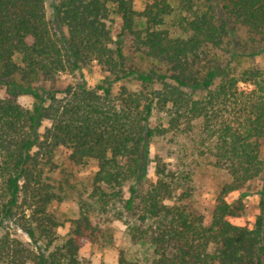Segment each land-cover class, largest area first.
Masks as SVG:
<instances>
[{
  "label": "trees",
  "instance_id": "16d2710c",
  "mask_svg": "<svg viewBox=\"0 0 264 264\" xmlns=\"http://www.w3.org/2000/svg\"><path fill=\"white\" fill-rule=\"evenodd\" d=\"M55 1L0 0V264H91L80 254L98 235L91 217L71 220L60 236L64 225L50 209L61 200L48 175L60 149L75 166L94 165L97 202H122L136 216L151 264H264V216L252 227L234 224L243 205L229 201L264 181V74L216 59L218 51L231 52L228 39L239 43V26L249 41L264 40V0H185L181 34L166 27L173 12L166 0H63L51 6L49 20L46 6ZM112 12L117 40L107 25ZM125 36L165 69L128 66ZM94 61L108 74L105 84L60 92L32 84L52 86L60 74ZM129 79L140 88L113 91V83ZM23 94L33 98L31 108L18 103ZM156 114L162 121L151 125ZM156 138L174 156L170 163L151 160L149 183V143ZM196 160L225 177L209 220L188 206Z\"/></svg>",
  "mask_w": 264,
  "mask_h": 264
},
{
  "label": "rangeland",
  "instance_id": "374dc122",
  "mask_svg": "<svg viewBox=\"0 0 264 264\" xmlns=\"http://www.w3.org/2000/svg\"><path fill=\"white\" fill-rule=\"evenodd\" d=\"M62 1L56 0L52 4H47L46 12L49 20H53V8L51 6ZM166 1L173 10L172 15L165 19L166 27L174 34H181L183 31L177 25V20L182 13L185 14L183 9L185 0ZM136 7L142 9L143 3L138 1ZM107 25L114 40H117L116 36L120 33V22L114 12L110 15ZM236 34L239 43L235 44L234 40L228 39L227 48L228 50L232 48L231 52L228 53L226 49L218 51L216 59L224 65L229 63V66L239 70L256 67L264 74V40L255 43L249 41L245 29L241 26L238 27ZM121 46L125 63L128 66L142 71L153 68L165 69V66L153 61L137 50L129 37L121 38ZM107 78V72L94 61L74 73L60 74L52 83V86L49 83L45 84L41 79H34L32 84L34 87L39 85L45 90L52 88L60 92L66 86L72 84H85V86L105 84ZM18 82L24 86L28 84V81L21 82L18 80ZM29 83L31 82L29 81ZM120 87H126L130 90L140 88L138 82L133 79L112 84L113 91ZM241 87L246 88L247 86L242 84ZM17 101L25 108H31L34 102L28 94L18 95ZM160 121H162L161 115L156 114L151 118V125H156ZM46 125L47 123L44 122L40 131ZM173 156L174 154L170 151V144L166 140L156 138L149 143V155L147 157V161H149L146 172L149 183L154 180V162L151 160L161 157L162 161L166 160L170 163L173 162ZM54 163L56 168L48 175L51 183L55 185L60 193L61 200L55 202L50 209L64 225L59 230L60 236L66 234L71 220L87 213L91 217L92 223L97 227L98 235L92 242L82 248L80 252L82 258L90 261L91 264H120V259H123L126 264H151L152 248L148 239L141 236L144 227H139L136 216L125 211L122 202L112 203L113 201H110L104 206L91 196V177L95 170L94 165L92 163L84 166L73 165L68 159V152L64 149H60L55 153ZM191 165L194 166L195 171L192 175L195 192L190 198L188 206L194 213L204 215L209 220L215 192L224 183L225 177L222 173L206 166L205 161L198 163L196 160ZM229 201L235 205L238 203L243 205L241 215L232 218L231 222L252 227L258 216H264L263 179L260 178L231 193ZM5 224L8 225V222H5ZM12 233L21 240H27L25 235L15 228H12Z\"/></svg>",
  "mask_w": 264,
  "mask_h": 264
}]
</instances>
